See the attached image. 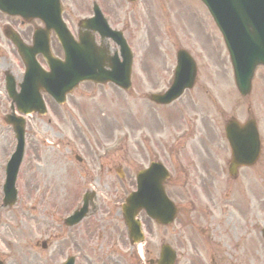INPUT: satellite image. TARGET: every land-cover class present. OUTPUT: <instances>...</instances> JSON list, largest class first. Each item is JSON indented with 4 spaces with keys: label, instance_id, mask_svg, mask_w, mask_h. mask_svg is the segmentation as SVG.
Masks as SVG:
<instances>
[{
    "label": "rangeland",
    "instance_id": "rangeland-1",
    "mask_svg": "<svg viewBox=\"0 0 264 264\" xmlns=\"http://www.w3.org/2000/svg\"><path fill=\"white\" fill-rule=\"evenodd\" d=\"M65 1L66 20L70 29L75 32L78 20L89 13L85 8L87 0H79L77 10L70 6V0ZM160 3L163 5L156 11L153 25L132 26L131 31L125 34L135 53L131 92L124 93L111 85L83 84L68 98L64 108L50 106L49 117L60 115L62 118L59 121L52 119L50 123L49 118L44 121L32 119L28 123L27 140L30 146L25 151L18 174V200L13 208L0 210V260L5 264H60L73 254L77 256L75 264H136L140 261L139 249L130 250L128 242L119 241L120 235H123L125 241L124 226L120 223V218L114 216L119 204L135 188L133 182L130 183L132 179L128 176L125 182H121L114 171L109 183L105 178L100 182L92 180V171L97 169V164L89 154L91 148H99L103 143L118 140L122 138V133L127 135L125 146L111 159L119 161L125 172H128L127 166L132 170L136 167L142 126L150 133L155 130L161 133L167 141L162 143L163 147L165 145L169 148L174 133L189 129V137H192L196 128L201 129L200 120L196 121V118L207 121V126L212 125L213 132L220 131L225 121L231 118L246 121L249 117L247 109L250 108L264 141V70H259L257 74V87L254 85L251 97L242 99L234 83L227 50L213 31L212 24L200 5L196 1L187 0H161ZM119 23L120 21H115V24ZM186 23L190 28L185 35ZM120 27L122 26L117 28ZM202 30L206 33V38H210L208 40L211 45L201 35ZM179 48L187 49L195 57L199 70L198 83L174 105L152 110L146 94L166 87L169 68L172 69V59ZM53 49L57 55H61L54 40ZM146 56L150 63L154 59L155 72L141 67V59L145 60ZM1 58L2 64H10L17 59L18 69H22L19 57L15 59L9 53ZM142 80L144 86L141 85ZM8 113L9 103H0V207L4 197L2 188L5 167L16 144L12 129L3 121ZM70 114L73 115L74 122L68 118ZM163 119H168L169 125H176L177 129L173 131L169 128L165 132L162 127ZM87 123L96 131L91 135L90 130H87L88 139L84 143L83 152L81 151L88 166L78 163L70 148L62 145V142L73 139L72 132L76 126L84 130ZM99 128L103 129L102 134H98ZM33 133L36 137H32ZM189 137L187 141L177 144L172 153L189 154L190 150H183L189 145ZM219 144L224 148L221 158L229 161L226 142L222 140ZM195 157L200 162L197 153ZM186 179L184 176L180 182L182 187ZM228 179V174L225 173L220 180L221 186L210 188L208 197L202 194L206 192L205 189H198L201 195L197 197L189 188L184 191L176 186L169 187L168 192L180 206L182 218L177 221V226L168 231L143 219L148 250L144 249L143 252L146 253L144 261L146 259L147 264L158 258L164 242L178 244L180 241L191 240L195 243L192 237L195 229L188 226L194 227L196 219L204 224V230L212 228L210 237L212 240L216 238L210 246L214 252L221 253L223 259H228L226 264H264V241L260 234L264 227V158L260 167L245 171L236 182ZM173 184L176 185V180ZM87 191L95 192L98 205L97 212L87 223L68 229L56 221V216H51V212L62 216L72 212ZM204 203L211 205V211L216 213L215 217L202 215L206 212L204 208L197 211ZM190 207L194 209L189 211ZM106 214L112 219H107ZM186 216L192 218L188 225L187 221H183ZM247 233H251V236L249 241H244L243 236ZM99 235L106 241L102 248L98 247ZM61 237L65 240L61 241ZM43 242L53 245L58 251L53 258H50L49 250H40ZM36 245L37 248L33 249ZM207 248L208 258L205 262L210 264L212 252L210 247ZM201 250L203 252L202 246ZM125 251L127 256L122 255ZM180 251L190 257L191 262L188 264H199L193 256L195 249L187 243L186 246L181 244Z\"/></svg>",
    "mask_w": 264,
    "mask_h": 264
},
{
    "label": "flooded vegetation",
    "instance_id": "flooded-vegetation-1",
    "mask_svg": "<svg viewBox=\"0 0 264 264\" xmlns=\"http://www.w3.org/2000/svg\"><path fill=\"white\" fill-rule=\"evenodd\" d=\"M79 0H72L74 3V7L78 3ZM98 1L100 3V7L104 8V13L111 14L113 19H118L121 17V19L125 22H132L134 24H137L139 20H144L143 15L141 14V11H144L146 13V18H150V22H154L153 19V11L158 9L159 6V0H138V2L131 4L126 0H94L92 2V9L94 3H97ZM128 9V10H127ZM121 13V15L119 14ZM151 13V15H150ZM110 16V15H109ZM90 17V16H89ZM111 18V19H112ZM18 19V20H17ZM112 19V20H113ZM35 27H32L30 24H26L23 22V20L19 18H11L0 14V50L5 51L6 49L11 52V46L10 42L7 40L5 33H13L16 32L20 35L21 39L26 42L30 43L33 37V31ZM96 40L98 43H100V38L97 36ZM113 48V47H112ZM1 51L0 53L4 52ZM115 51V48H114ZM12 55H15L13 52H11ZM1 55V54H0ZM143 68H147V63L145 61L142 62ZM11 73L16 78L15 80H19L20 76L19 74L13 70L12 62L10 64L3 63L2 61L0 63V94L2 90H5L6 85V74ZM150 74H148V77ZM142 84L145 85V83L142 80ZM46 98V96H44ZM0 103H11L10 101L6 100V102L3 101L2 96L0 95ZM168 108L170 106H159L154 104L153 108ZM67 112L69 110L65 108ZM54 118L56 121H59L62 117L58 115ZM36 119H44L39 118L38 116H33L31 118ZM73 122L74 117L72 114L68 116ZM65 120V117H64ZM163 121L168 122V119H163ZM94 128H91L87 123V128L84 130H81L79 126H76L73 130V142L75 144H78L82 147V151L84 150L85 146L84 143L86 141L87 137V130L93 131ZM102 128H99V132H102ZM156 133H153L151 136V141H149L146 137H144L139 142V148L136 156V164L137 169L136 171H142L143 169L147 168L149 165L155 162L161 161L165 167L170 171V169L175 167L183 168L184 166H189L186 182L190 184L191 186H204L207 185L208 182H210V179L215 178V175L212 173L215 171V169H218L221 162V154L222 149L217 147L219 145L217 137L209 130L208 127L202 123V132L199 133L198 136L194 138V140H191L190 147H188L187 150H190V153H183L175 155L171 153L169 148L161 147L163 146V142L156 139ZM32 137H36V135L33 133ZM70 143L67 142V145ZM194 146V147H191ZM183 150H186L184 148ZM200 151V152H199ZM198 154L200 158V162L197 157H195V154ZM157 155V156H156ZM91 159H94L96 162L98 168L96 171V177H94L92 171V180L94 182H100L101 179L105 178L107 179L108 183L110 182V176L113 171H116L119 169L120 162L116 160H112L111 153L108 149L104 150L103 153L98 157V162L93 156V154H90ZM181 156V158H179ZM191 158V159H190ZM87 166L89 165L86 163ZM116 168V169H114ZM123 172V169H122ZM128 176L126 174H123V178L121 182H125ZM131 178V176H129ZM132 180H130V183ZM171 184V180L168 182V185ZM61 241H64L65 238L61 237ZM75 246V245H74ZM46 249H49L50 258H53L54 254L57 253L56 248L53 245H44Z\"/></svg>",
    "mask_w": 264,
    "mask_h": 264
},
{
    "label": "water",
    "instance_id": "water-1",
    "mask_svg": "<svg viewBox=\"0 0 264 264\" xmlns=\"http://www.w3.org/2000/svg\"><path fill=\"white\" fill-rule=\"evenodd\" d=\"M202 1L210 9L223 32L234 65L238 86L245 95L249 92L255 69L259 65H264V0ZM2 4L8 6L6 3ZM57 4L58 0H48V12H51L49 7L54 8ZM54 28L57 29L59 26H55ZM57 32L64 46L67 45L68 42H71V38L65 30ZM81 57L82 56H79V59ZM71 58L76 61L78 56L72 55L69 60L70 62L72 60ZM95 60L98 62L99 58L95 57ZM179 63L176 83L180 87L172 89L164 97L154 98L155 101L159 102L158 100H161L163 102H170L173 98L179 97L185 88H192L196 75L195 67L192 66L190 58L184 53L179 55ZM110 66L113 68V64ZM130 66L131 57L128 54L125 64L118 67L120 71L122 70L121 74H118V76L125 78L122 87L126 90L130 88ZM100 80H102V83H106L109 79L103 76ZM65 85V82H59L55 84L54 89H60ZM21 104L22 103H17L19 110L22 108ZM10 124L15 126V132L20 141L18 155L11 170V181L7 186V191H10L11 194H7L6 204L12 205L15 201L16 191L14 189V184L22 157L24 130L21 120H13Z\"/></svg>",
    "mask_w": 264,
    "mask_h": 264
}]
</instances>
